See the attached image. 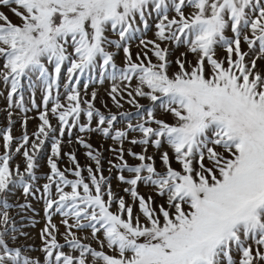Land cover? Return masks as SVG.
Wrapping results in <instances>:
<instances>
[{"label":"snow or ice","instance_id":"obj_1","mask_svg":"<svg viewBox=\"0 0 264 264\" xmlns=\"http://www.w3.org/2000/svg\"><path fill=\"white\" fill-rule=\"evenodd\" d=\"M0 100V264H264V0H0Z\"/></svg>","mask_w":264,"mask_h":264},{"label":"rangeland","instance_id":"obj_2","mask_svg":"<svg viewBox=\"0 0 264 264\" xmlns=\"http://www.w3.org/2000/svg\"><path fill=\"white\" fill-rule=\"evenodd\" d=\"M2 107H3V100H0V108H2ZM34 124H35V121L34 120L29 121V131L32 130ZM5 125H6L5 116H4V114L2 112H0V127H4ZM13 134L14 135H17L18 134V126L13 129ZM77 155H78V158L80 159V162L81 163H84V158L81 155V153L78 152ZM113 183L115 184V181Z\"/></svg>","mask_w":264,"mask_h":264}]
</instances>
